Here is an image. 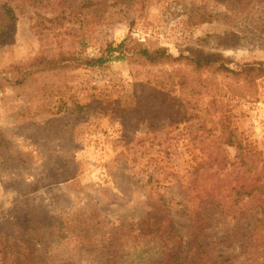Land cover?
Returning <instances> with one entry per match:
<instances>
[{
    "label": "rangeland",
    "instance_id": "obj_1",
    "mask_svg": "<svg viewBox=\"0 0 264 264\" xmlns=\"http://www.w3.org/2000/svg\"><path fill=\"white\" fill-rule=\"evenodd\" d=\"M59 1L75 12L74 37L33 31L37 13L50 18L58 5L35 10L0 0V22L5 5L14 17L0 44V73L61 39L87 58L131 38L128 55L141 45L174 57L218 54L230 69L264 67V0H149L137 17L124 0L82 8L86 0ZM37 82L0 92V133L14 159H28L6 167L0 158V223L48 212L66 230L75 228L69 235L93 225L122 232L118 264H264V215L252 201L254 189L264 187L263 78L242 90L243 98L238 84L213 70L197 75L179 65L152 69L112 58ZM42 85L54 90L50 99ZM233 136L243 156L226 144ZM138 227L150 236L134 240ZM54 248L48 264H113ZM197 250L209 258L193 259ZM14 263L0 253V264Z\"/></svg>",
    "mask_w": 264,
    "mask_h": 264
},
{
    "label": "trees",
    "instance_id": "obj_2",
    "mask_svg": "<svg viewBox=\"0 0 264 264\" xmlns=\"http://www.w3.org/2000/svg\"><path fill=\"white\" fill-rule=\"evenodd\" d=\"M19 1L24 9L32 8L37 10L38 8L52 7L55 4L60 7V10L55 14L52 13L50 18L42 16L39 12L37 13L32 28L39 38L46 39L53 37L57 39L60 36L68 35L74 37L75 30L72 24L75 23L73 21L75 12L67 11L64 2L55 0L56 3L51 5L50 0H45V4L44 0ZM148 1L149 0H124L128 7L132 8L136 17L148 8ZM93 5H100V2L86 0V2L81 3L79 7H90ZM65 24H68V26L65 27ZM13 28V10L8 5H5L2 8V19L0 22V44H3L6 39L9 38L13 32ZM63 42L64 40L62 41L61 39L56 42L55 49H45L33 59L25 63L10 66L4 72L0 73V92H3L7 88L31 90L34 85L38 84V79L44 75L63 76L82 69L101 68L112 58L133 62L140 61L142 65L152 69L159 66L179 65L187 67L191 72L197 75L205 71L213 70L214 73L221 74L224 79L234 81L238 84L239 89L241 88V90L238 89V91H236L239 96L242 95L241 92L245 90V88L251 89L256 80L261 78L264 79V67L261 65H244L238 67V69H230L226 65V60L218 54L189 52L186 55L179 54L177 57H174L166 48L148 50L141 47V45H136L131 49L130 55H128L130 51L128 50V46L133 40L127 38L116 47L107 45L104 51L101 50L94 57L87 58L83 56L81 52L74 51L69 47L67 48ZM184 76L183 74V77ZM181 82L184 85H188L184 78H182ZM39 88L41 95L49 99L51 98V93L54 91L53 89L46 85H42ZM190 91L191 96L199 95L195 87H190ZM246 96L247 95H242L243 98ZM41 106L44 107V103H42ZM46 106L49 107L50 102H47ZM226 144L231 147L235 146L238 152H240V155L243 156L245 149L236 136L229 137ZM8 149L7 141L0 133V158H2L4 165L10 167L9 163L12 162L27 165V158L21 157L14 159ZM253 156L254 155H251V157ZM245 159L246 157L243 158V161ZM254 190L256 195L252 198V201L255 200L257 208H259L257 214L264 215V187H256ZM234 216L235 213L233 217ZM54 219L53 216L48 215V212H41L36 219L23 221L22 219L16 218L12 222H1L0 253L5 258H12L15 262L14 264H48L50 262H48L47 259L49 247L53 245L55 246L54 249L58 251L61 246H65L76 252L79 256L84 254L103 259L107 256L108 263L118 264L115 261L119 258L121 251L117 247V242L124 239L122 232L113 229L106 231L104 226L96 229L95 225H93L90 232L82 226L77 227L79 231L76 232V235H69L66 234V231L69 229L75 230V228L68 225V229L66 230L64 223L60 220L55 221ZM65 225H67V223ZM140 225L145 226V229L149 228V223L147 221ZM5 226L7 227V232L4 231V229H6ZM132 230L138 231L133 237L134 240L150 236L148 231H144L141 228ZM96 231L98 234H96ZM202 255L204 256L202 261L209 258L208 254L197 250L193 259L199 261ZM212 263L219 264L216 261Z\"/></svg>",
    "mask_w": 264,
    "mask_h": 264
}]
</instances>
